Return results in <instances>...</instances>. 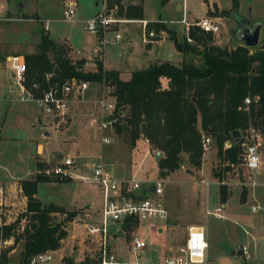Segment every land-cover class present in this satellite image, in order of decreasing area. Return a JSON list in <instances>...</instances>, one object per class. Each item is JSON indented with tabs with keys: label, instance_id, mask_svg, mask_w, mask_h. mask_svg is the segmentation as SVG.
<instances>
[{
	"label": "rangeland",
	"instance_id": "rangeland-1",
	"mask_svg": "<svg viewBox=\"0 0 264 264\" xmlns=\"http://www.w3.org/2000/svg\"><path fill=\"white\" fill-rule=\"evenodd\" d=\"M121 1L127 4L130 0ZM212 1L222 8H227L231 4V0ZM237 1L236 12L239 16L249 17L250 24L259 20L263 25L257 45L249 48L258 49L264 46V0ZM95 2L99 0H76L75 16L72 20H67L61 16V0H0V224L3 221L12 222L23 213L25 199L19 196L15 187L20 178L28 177L26 175L30 172L31 177L35 174L36 161L52 166L65 156L77 157L82 163L101 160L109 171H112L111 164L120 166L129 163L130 174L138 166L134 173L137 178L144 175L145 178L151 179L160 177L157 166L160 157L156 160L155 166L150 156L142 158V150L146 149V146L140 138L130 146L125 132H116L114 126V131L99 128L100 110L97 101L102 91L106 102H112L110 86L105 85L101 89L97 82L88 83L79 100L66 103L65 114L70 119L55 127L50 116L43 114L34 101L29 100L24 94L21 95L24 99L19 100L17 85L7 69L9 63L6 61L7 63L2 64L4 55L23 53L30 46L35 52V44L43 27L52 40L67 48L65 55L68 57L72 56L69 50H79L87 54L92 48L94 52L101 51L106 67L118 69V78L122 80L129 77V69L139 68L142 64L147 65L154 57L180 59L173 53L172 43L168 39L162 40L157 46H151V50L147 52L143 44V31L138 22L129 21L115 25L113 30H106L103 33L100 43L97 34L84 28V21L99 8ZM201 2L170 0L167 5H162L161 0H142L143 17L147 20L157 18L166 20L181 39L185 34L181 22V6L183 5L184 18L193 22L191 20L202 12ZM175 4H179L180 8L175 9ZM216 15L222 17L216 21L219 32L217 35L210 34L209 42L231 48L237 43L231 35L235 28L232 19L236 16L235 10L224 15L221 13ZM115 32L120 35L117 42L113 40ZM199 49L200 46L197 45L196 50ZM196 50L186 52L182 62L199 64L201 60L199 51ZM98 57L99 53H94L90 59ZM87 68L89 65L83 64V69ZM162 84L164 85V81ZM119 113L122 115L124 111L119 110ZM92 118L96 121L95 125L89 123ZM38 119L41 120V124L37 122ZM117 122L121 124V118H117ZM44 132L47 134L44 135ZM103 136L108 137L107 143L101 141ZM38 144L41 145L45 157L35 155V147ZM261 161V164L264 163V144L261 148ZM178 168L171 171L168 176L161 177L162 200L167 207L177 208L186 219L196 220L202 224L205 239L210 243L209 250H213L220 257H214L208 264H264V164L251 176L255 185L249 186L246 184L247 173L243 169L241 158L240 162L230 169H224V164L216 156V147L211 139V144L202 151L199 167L189 164L186 155L182 154ZM202 180L208 183L206 187ZM220 184L225 186L228 195L221 202L222 217H216L211 212L219 206L216 190ZM196 185H200V189H195ZM37 196L44 203H52L65 210H76L70 221H74L73 226L78 233H82L80 224L87 219L82 215L84 209L92 211V221L98 220L97 210L101 203V194L87 181L72 179L40 182L37 185ZM251 205L257 207L253 212L250 211ZM25 224L26 221L21 218L15 226L14 234H20ZM67 226L72 228L68 223L65 224V228H68ZM117 228L116 222L106 224V229L110 233L116 232ZM73 232L75 231L72 230ZM140 232L146 246L137 256L128 247L130 236L127 242L123 236H118L114 240L116 260L119 264L160 262L156 246L147 245L146 227L143 226ZM7 240L0 243V248L12 244V239L10 244L6 243ZM85 240L89 241L88 238ZM70 244L69 242L66 246ZM88 245L94 247L91 243ZM242 245L252 252L247 260L241 255ZM21 247V239L13 244V251H9L10 264L17 262ZM97 261L98 248L95 249L91 261L83 260L87 263Z\"/></svg>",
	"mask_w": 264,
	"mask_h": 264
},
{
	"label": "trees",
	"instance_id": "trees-1",
	"mask_svg": "<svg viewBox=\"0 0 264 264\" xmlns=\"http://www.w3.org/2000/svg\"><path fill=\"white\" fill-rule=\"evenodd\" d=\"M140 1V0H139ZM166 0H161L164 4ZM228 10L233 11L236 0H231ZM108 7L115 6L116 14L126 19L142 17L141 4H123L121 0H108ZM145 32L158 34L165 31L176 51H195L200 46V63L157 60L148 66L130 72L127 79L118 78L117 71L103 69L95 60L93 71L84 70V59H71L65 55L67 48L49 37L43 27L40 30L36 51L22 54L25 70L22 86L33 97L39 96L52 85H61L75 77L86 82L103 83L111 87L115 109V131L125 128L130 146L139 138L146 139L150 147L162 153L157 160L158 175L167 176L180 165V156L194 167L201 163L202 136H209L216 147V156L230 169L240 162L241 142L248 125L264 135V46L258 49L236 45L228 48L209 42L211 35L197 27H189L187 36L178 41L174 32L166 28L163 20L146 21ZM164 81V85L162 84ZM250 103L243 105V98ZM119 110L124 114L120 115ZM238 130L240 139L234 141L231 132ZM229 146L224 147L225 142ZM35 162L36 172L30 178L19 180V188L25 197V208L14 221L0 224V243L9 238L10 246L0 248V264H10L9 251L17 240H22L15 264H26L37 253L52 251L60 246L66 236L65 224L76 210H65L52 203L42 205L34 196L38 182L62 181L41 173L46 166ZM222 202L227 196L223 184L217 189ZM23 218L26 224L15 235V226ZM125 226V224H122ZM69 261V260H68Z\"/></svg>",
	"mask_w": 264,
	"mask_h": 264
},
{
	"label": "built area",
	"instance_id": "built-area-1",
	"mask_svg": "<svg viewBox=\"0 0 264 264\" xmlns=\"http://www.w3.org/2000/svg\"><path fill=\"white\" fill-rule=\"evenodd\" d=\"M108 0H99L98 10L84 21L85 30L99 34L106 30H113V27L123 22V17L116 14V7H108ZM61 16L64 19L72 20L75 16L76 0H61ZM143 28V39L145 42H154L157 34L152 30L145 32V20H138ZM181 22L185 28L184 39L191 43L192 40L187 36L189 27H197L203 33L217 35L219 25L214 18L204 16L190 22L184 18L182 14ZM115 29V28H114ZM120 39L118 33L113 34V40ZM102 42V39L99 40ZM6 60L11 69L12 78L21 88V92L27 96L29 100L35 102L40 111L50 116L54 121V126L66 122L65 106L71 97L79 96L86 88L87 82L79 80L75 77L66 79L61 85H52L44 90L39 96L33 97L24 90L22 86L23 72L25 70L24 61L18 55L8 56ZM85 63V62H84ZM100 86H105L99 83ZM21 94V95H23ZM24 97H20V100ZM243 105L250 103L249 97L243 98ZM98 104L102 118L99 120V128L106 129L112 126L116 121L113 115L115 104L105 102L103 96L98 99ZM101 141L106 143L107 139L101 137ZM201 149L204 151L210 144L209 136H202L200 140ZM264 144V135L254 126L248 125L244 130L241 142V164L247 173V185L254 186L255 182L251 178L261 165V148ZM229 146L226 141L224 147ZM41 173L50 178L62 180H84L87 181L92 188L98 190L101 194V203L99 206L98 220L88 217L83 222L84 228L88 234H96L98 237L99 261L96 263L87 262H50L51 257L48 252H41L29 258L26 264H119L115 256L108 248L107 237L108 232L106 224L108 222H117L120 224H128L133 227L141 223H146L155 229L160 228L167 220L168 213L162 200L163 190L161 177L154 179H140L134 174L125 177H115L104 166L101 160L90 163H82L77 157L65 156L52 166H45ZM202 183L206 184L202 180ZM256 206L251 205L250 211H255ZM221 207L218 206L211 212L215 216H221ZM208 213V212H206ZM87 215V212L86 214ZM92 219V220H91ZM145 246L144 241L137 232L131 234L128 247L137 256ZM206 242L200 227H188L186 238L183 244L176 247L175 254L165 257L162 261L155 264H207L204 257ZM241 254L244 259L249 258L248 250L244 246H240ZM121 264V263H120ZM132 264H140L134 262ZM152 264V263H143Z\"/></svg>",
	"mask_w": 264,
	"mask_h": 264
},
{
	"label": "crops",
	"instance_id": "crops-1",
	"mask_svg": "<svg viewBox=\"0 0 264 264\" xmlns=\"http://www.w3.org/2000/svg\"><path fill=\"white\" fill-rule=\"evenodd\" d=\"M201 1H202L201 2L202 12L200 14H198L191 21L197 20L198 18H201V17H204V16H208V17L214 18V20L217 21V20H219L222 17H219L220 15H216V13H219L220 10H228L232 6V3H231L229 7L222 8L219 4H217L215 1H212V0H209V1L208 0H201ZM138 2L141 4V8H142V0H140V1L139 0H130L129 1V3H132V4H135V3H138ZM168 2H170V0H166V2L164 4H162V5H167ZM97 3L98 2H95V5H97ZM236 3H237V6H236V8L234 10H235L236 15L239 16V14L236 12V10L238 8V1L237 0H236ZM174 7H175V9H179L180 5L179 4H175ZM181 12L184 15L183 5L181 6ZM239 17L243 18L244 20H246L250 24L249 17H244V16H241V15ZM123 19H124V21L120 22V23H125V22H129V21L138 22V20L151 21V20H147V19H145L143 17V8H142V17L140 19H126V18H123ZM154 20H163L164 23H165L166 28H168V29H170V30H172L174 32V35H175L176 39L179 42L183 40L185 34L183 35V37L181 39H179L177 37V35H176L175 29L171 28L166 20L160 19V18H157V19H154ZM255 21L257 22L259 20H255ZM138 23H140V22H138ZM260 24H261V27H260L259 35H260V32L262 31V28H263L262 22H260ZM140 27L143 30V28L141 26V23H140ZM102 35H103V33L102 34L101 33L97 34V36L99 37L98 40L102 39ZM156 37L157 38H156V40L154 42H145V41L143 42L146 51L147 50H151V46H153V45L157 46L164 39L170 40L168 38V35H167V33L165 31H160L157 34ZM118 40H114V41L117 42ZM236 42L238 44L236 43L234 46L240 45L237 40H236ZM171 43H172V41H171ZM172 46H173V44H172ZM23 48L25 50V47H23ZM173 49H174V47H173ZM32 52H34V51L32 49V46H30V48L25 50L23 53H18L16 55L22 57V54H24V53H32ZM186 52H188V51L179 52V51H176L174 49L173 53L175 55H177V58L179 57L180 59L171 60V59H159V58L154 57L151 61L150 60L148 61L147 65H143L142 64L139 68H136V69L144 68V67L148 66L150 63H152L154 61H157V60H169V61H171V62H173L175 64H178V63L182 62V58L185 57ZM69 53L72 55V56L69 57L71 59L83 58L84 62H85L84 65H89V68H87L86 70L93 71L95 69L94 61L95 60H100L103 69L115 70V71H117V74L119 72L118 69H116V68L112 69V68L106 67V65H105V63L103 62V59H102L101 51H99V52L95 51L94 52V49L92 48L90 53H88V54L85 53V52H81L79 50H76V51L69 50ZM94 53L95 54L99 53V57L98 58H94V60H91L90 57L93 56ZM170 56H172V55H170ZM7 57H8V55H4V60H2V64L4 62L7 63L6 62L7 61L6 60ZM7 69L10 72V77H12L10 67L7 66ZM133 70H135V69H129V75H130V72L133 71ZM12 80H14V79H12ZM14 83L16 84L15 80H14ZM88 83H91V82H87V84ZM98 85H99V83H98ZM86 88H87V85H86ZM100 88L102 89V86H100ZM17 89H18V93H19V95L21 97V94H23V93L21 92V88L18 85H17ZM110 90H111V87H110ZM101 96H103V99L106 102L107 100H106L105 94L102 91L100 92L99 98ZM20 97H19V100H20ZM80 98H81V94L79 96L71 97L68 101L69 102H74V101L79 100ZM112 99H113L112 102H108V103H113L114 102L113 96H112ZM97 104H98V101H97ZM98 107H99V104H98ZM99 110H100V108H99ZM66 118H67V120L70 119L68 116H66ZM101 118H102V116H101V112H100V119ZM38 120L40 121L39 124H41V120L40 119H38ZM38 120H37V122H38ZM89 123L91 125H92V123H94V125H95L96 121H95L94 118H92V119L89 120ZM106 129H112L114 131L113 125L109 126ZM43 134L46 135L47 133L44 132ZM103 137H105L107 139V142L109 141L108 137H106V136H103ZM140 141L146 146V149L144 148L142 150V153H143L142 154V158L150 156L151 160H152V162H153V164L155 166L156 161L154 160V155H155V152L158 151V150L151 149L149 147V144H148L146 139L140 138ZM151 154H152V156H151ZM35 155H39L41 157H45L46 156V155L42 154V149H41V145L40 144H38L35 147ZM161 156H162V153H161ZM262 164H264V163H262ZM117 165H119V164H117ZM111 167H112V169L110 168V170H112V171H109V172L115 177L121 178V177H125V176L130 175L131 170H130V167H129V163L128 164H120V166H113L111 164ZM106 168H107V166H106ZM137 168H138V166L136 168H134V171L131 174H134L136 172ZM177 169H179V168H177ZM177 169H175V170H177ZM31 175H32V172L28 173L26 175L28 177H25V178H30ZM25 178H20V179L18 178V179L21 180V179H25ZM140 179H149V180H151V177L150 178H145V175H144V177H142ZM38 183H40V182H38ZM38 183H37V185H38ZM37 185H36V192H35L34 196L40 201V203L42 205H45L47 203L42 202L37 196ZM203 185H205V187H206L208 185V183L206 182V184H203ZM15 189L19 193V196L21 198L25 199V197L21 193V190L19 188V184L18 183H17V186L15 187ZM195 189H197V190L200 189V185H196ZM217 189H218V187H217ZM216 193H217V197H218L217 190H216ZM227 195H228V193H227ZM218 201H219V199H218ZM164 206H165V208L167 210L168 217H167L166 222L158 229H155V228H153L151 226H148V224H146V223H141V224H138L136 226L131 227L128 224H125V226H123L122 224L116 222L118 224V228H117L116 232L110 233V232L107 231L108 232V237H107L108 248L113 253V255L115 256V259H116L117 252L115 251V248H114V245H113L114 242H115L114 240H116L118 238V236H123L125 241L127 242V238H129V236H131V234L134 233V232H137L139 234V236H140V234H141L140 229L143 226L146 227V231H147L146 232V235L148 237V242H147L148 244L147 245H155L156 246L157 255H158L159 259H161L160 261H162L165 257H168L170 255L175 254L176 247L181 245V244H183V242H184V240L186 238V233H187V228L188 227H200L202 232H203L204 239H205V236H206L205 235V229H204V227L202 226L201 223H198V221H196V220L186 219L185 217H183L181 215V213L178 211L177 208L176 209L169 208V207H167L165 205V203H164ZM219 206L221 207V210H220L221 216H216V217H222V215H223L222 214L223 204L220 201H219ZM89 207H90V205H88V208ZM84 210H85V212L82 215L85 217V219L88 218V217L92 218V214H91L92 211L87 210V209H84ZM86 212H87V215H85ZM1 223H6V222L3 221ZM67 223L69 225H72V228H70L68 226H67L68 228H65L66 236L61 240L60 246L57 249H55V250L46 251V252H48V254L51 257L50 262L57 263L59 261H64V262H70L71 263V262L83 261V260L91 261V257L93 256V254L95 252V249L98 248V237H97V235L96 234H88L87 230L84 228L83 223L80 224V226L82 227V233L81 232L78 233L75 230V226H73V224H75L74 221H69ZM72 230L75 231V232L72 233ZM86 238H88V240H89L88 242H86V240H85ZM128 241H129V239H128ZM69 242L71 244L67 247L66 245ZM205 242H206V248H205V251H204V257H205L206 263L208 264L209 262L213 261L214 257L215 258L216 257L220 258V257H219V254H215L213 250H209V244H210L209 240L205 239ZM210 242H211V239H210ZM6 243L10 244L11 243V239H8L6 241ZM90 243L93 244L94 247L93 246L92 247L89 246L88 244H90ZM127 244H128V242H127ZM145 246H146V244H145ZM145 246L143 247V249L145 248ZM242 246H244V245H242ZM244 247L248 250V248L246 246H244ZM10 251H13V249H11ZM139 253H138V255H139ZM248 253H249V258H250V255L252 254V252L248 250ZM64 257H65V259H64ZM244 260H247V259H244ZM125 264H132V263L131 262H125Z\"/></svg>",
	"mask_w": 264,
	"mask_h": 264
},
{
	"label": "water",
	"instance_id": "water-1",
	"mask_svg": "<svg viewBox=\"0 0 264 264\" xmlns=\"http://www.w3.org/2000/svg\"><path fill=\"white\" fill-rule=\"evenodd\" d=\"M20 7V4H18ZM233 21L235 28L231 31V35L239 42L241 46L244 47H254L258 43L259 31L261 24L259 21L249 24L246 20L239 16H234ZM38 123L40 121L38 120ZM122 132H126L125 128H122ZM231 137L234 141L240 139V133L238 130H233L231 132ZM161 156L160 151H156L154 155V160L156 161Z\"/></svg>",
	"mask_w": 264,
	"mask_h": 264
}]
</instances>
